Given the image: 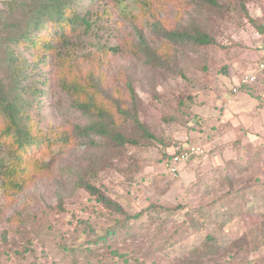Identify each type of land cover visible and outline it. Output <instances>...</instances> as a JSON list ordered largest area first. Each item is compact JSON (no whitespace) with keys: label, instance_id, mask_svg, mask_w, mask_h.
Returning a JSON list of instances; mask_svg holds the SVG:
<instances>
[{"label":"rangeland","instance_id":"374dc122","mask_svg":"<svg viewBox=\"0 0 264 264\" xmlns=\"http://www.w3.org/2000/svg\"><path fill=\"white\" fill-rule=\"evenodd\" d=\"M5 1L2 21L7 16ZM217 1L219 6L207 0H97L91 9L99 21L87 34L78 29L68 54L23 50V59L34 69L28 71V80H21L31 92L21 91V96L29 101L25 114L35 129L70 133L75 125L92 121L70 106L59 84L61 76L83 77L91 71L155 137L143 139L130 121H118V128L138 145L111 148L92 133L91 145L87 138L76 137L63 150H29V157L47 167L18 191L0 186V264H93L91 257L82 258L68 248L79 235L77 243L92 238L115 215L83 189L86 180L130 214L151 202L185 204L168 220L162 215L166 222L160 239L182 232L189 206L202 209L203 225L189 233L186 246L210 235L209 256L193 253V262L185 258L187 250L162 251L160 243L148 254L140 241L121 245L143 257L127 264H264V74L247 88L232 91V78L241 73L238 63L252 61L258 40L248 19L264 21V0ZM193 26L214 36L216 44L198 46L163 35L164 30ZM139 35L160 56L158 62L147 61L137 51ZM34 57L42 61L36 63ZM189 142L202 144L203 152L180 165L176 177L170 176L164 155L175 144Z\"/></svg>","mask_w":264,"mask_h":264},{"label":"trees","instance_id":"16d2710c","mask_svg":"<svg viewBox=\"0 0 264 264\" xmlns=\"http://www.w3.org/2000/svg\"><path fill=\"white\" fill-rule=\"evenodd\" d=\"M96 1H5L7 16L4 21L0 19V67L5 72L3 76H0V186L6 190H20L32 174L39 173L47 167L45 163L29 157L28 155H32V153L29 154V150L36 151L41 147L48 146H55L59 150H63L71 145L76 137L87 138L86 141L91 145L94 143L90 138L92 133L104 138V146L109 145L116 149H122L127 144L138 145L139 141L136 138L127 135L126 132L118 128V121L123 123L130 121L143 139L148 140L155 137L152 131L139 120L137 114L128 108L120 98H115L104 90V87L101 86V77L94 76L91 71L83 77L73 75L72 78L66 76L59 78L61 90L71 99L70 106L74 110L90 116L91 122L83 126L75 125L70 133L52 135L51 131L48 134L35 129L28 121L25 112L27 111L26 107L30 104L29 101L23 100L21 91L25 93L31 91L30 87H25L21 80H28L27 73L34 67H31L27 58L23 59L21 55L23 50L33 47L37 53L43 50L54 56H62L67 53L73 42L72 36L80 34L78 29H83L82 34H87L99 21V17L91 9ZM207 1L212 5L219 6L217 0ZM238 1L243 3L242 0ZM228 5L231 6L229 3ZM241 6L243 7V4ZM248 20L252 22L255 31L264 38V21L257 22L254 18ZM45 31L46 34H44ZM164 32L163 35L169 40H183L198 46L216 44L214 36L199 30L196 26L189 29L164 30ZM138 39L137 51L142 52L147 61L156 60L158 62L161 59L160 56L148 47L144 37L139 35ZM99 49L106 51L104 47ZM39 59L40 57H34L36 63L42 61ZM255 82L238 85V80L235 86L236 91L247 88ZM130 94L131 96L135 94L132 87H130ZM111 106L114 108L113 110ZM116 118H118L117 121ZM164 157H168V155H164ZM81 186L93 196L97 203L114 213L115 217L105 228L98 229L96 232L92 229L91 231L95 232L92 238H83L77 243V238L81 237L77 236L74 240L77 244L74 243L68 248L71 253H80L82 258L91 257L93 264H127L134 259L136 262L142 260L143 257L139 258L133 253L129 254L121 247L130 242L141 241V245L145 246L144 252L148 254H152L157 249L156 244L160 243L158 247L162 251L171 250L170 252H173L183 249L184 252L187 250L188 252L184 253L187 254L185 258L193 262L195 261L191 256L193 253L198 258L210 255L212 249L207 250L209 245L213 246V237L210 235L190 248L186 246L189 242V233L200 229L203 225L201 208H199L200 212L189 206L190 209L185 212V218L180 225L182 232L179 234L174 232L160 239L159 234L161 233L159 232L164 229L166 220L171 218L176 209L183 208L185 204L165 207L151 202L145 208L130 214L119 201L109 194L103 193L93 182L86 180L82 182ZM164 213L167 215L166 220H162ZM143 215H145L144 219H142ZM130 224H133L134 227ZM214 243L218 245V243ZM103 248L105 253L98 252ZM96 249L98 250L96 251ZM177 263L180 264V261Z\"/></svg>","mask_w":264,"mask_h":264},{"label":"built area","instance_id":"2783aa9c","mask_svg":"<svg viewBox=\"0 0 264 264\" xmlns=\"http://www.w3.org/2000/svg\"><path fill=\"white\" fill-rule=\"evenodd\" d=\"M260 59L256 63L255 70L249 71L242 75L239 79L240 84H251L258 79L260 72H264V38L259 48ZM232 91L236 92V88ZM202 144L199 142H189V143H177L173 146L171 153L164 160V166L167 173L176 177L180 171V165L189 162L194 157L198 156L203 152Z\"/></svg>","mask_w":264,"mask_h":264},{"label":"crops","instance_id":"0c3cea01","mask_svg":"<svg viewBox=\"0 0 264 264\" xmlns=\"http://www.w3.org/2000/svg\"><path fill=\"white\" fill-rule=\"evenodd\" d=\"M3 3V0H0V9H1V5ZM257 45H256V48H255V51L253 52V58H252V61L249 62V60H246V61H240L238 63L239 67L238 69H241V73L239 74L238 77L236 78H232L234 81V86L237 85V82L238 80L240 79V77L244 74H246L247 72L249 71H253L255 70V67H256V63L258 62V60L260 59V53H259V48H260V45L262 43V40H263V36L260 35L259 33H257ZM259 74H264V72H260Z\"/></svg>","mask_w":264,"mask_h":264}]
</instances>
